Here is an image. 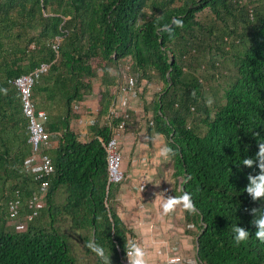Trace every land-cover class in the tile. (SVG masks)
<instances>
[{"label": "trees", "instance_id": "trees-1", "mask_svg": "<svg viewBox=\"0 0 264 264\" xmlns=\"http://www.w3.org/2000/svg\"><path fill=\"white\" fill-rule=\"evenodd\" d=\"M205 8L212 15L202 20ZM232 50L236 76L211 104L198 66L214 75L223 67L217 57ZM123 59L138 80L163 82L152 104L143 96L146 113L153 111L147 128L172 149L176 190L192 193L186 219L200 230V264H264L251 223L261 200L244 190L259 169L238 165L258 151L256 134L264 139V0H0V264H78L72 228L81 230L88 253L101 245L108 264L121 261L131 231L116 211L119 185L109 182L106 159L120 119L95 121L87 141L71 122L109 115L118 83L111 67ZM41 62L50 68L36 79L33 98L59 145L48 150L55 171L46 205L19 230L7 224L8 202L18 191L19 214L30 213L39 181L26 169L29 121L13 80ZM96 88L98 106L78 104ZM132 115L128 126L140 123ZM233 223L252 230L247 241L234 243ZM97 256L95 264H105Z\"/></svg>", "mask_w": 264, "mask_h": 264}, {"label": "crops", "instance_id": "crops-1", "mask_svg": "<svg viewBox=\"0 0 264 264\" xmlns=\"http://www.w3.org/2000/svg\"><path fill=\"white\" fill-rule=\"evenodd\" d=\"M133 98L122 95L115 101L117 105L130 106L140 122L128 126L121 134V143L128 157L125 162L123 160L127 178L116 191V211L129 227L132 241L144 247L147 264H200L197 233L188 227L187 209L183 203L175 205L173 213H166L161 206L164 196L159 192L181 196L172 177V158L163 154L165 137L148 131L152 110L146 113L145 107ZM91 102L88 98L90 107L94 105ZM100 118L106 120L108 114ZM97 120L99 116L96 114L86 113L73 119L71 126L83 141H87L91 138L90 125ZM157 193L160 199H155Z\"/></svg>", "mask_w": 264, "mask_h": 264}, {"label": "built area", "instance_id": "built-area-1", "mask_svg": "<svg viewBox=\"0 0 264 264\" xmlns=\"http://www.w3.org/2000/svg\"><path fill=\"white\" fill-rule=\"evenodd\" d=\"M57 47V45H55ZM50 68V63L41 62L32 71L22 73L13 80L14 84L21 91L22 105L25 115L28 117V127L30 131L29 140L32 143L30 157L26 163V169L33 175L34 179L39 181V190L29 198L27 204L31 209L28 218H35L39 212L40 206L45 201L46 194L50 187V175L55 171L53 158L49 154L50 148L59 145L58 134L53 133L45 126L47 111L39 108L33 98V86L36 79L46 73ZM124 92L131 90L129 85L123 87ZM126 93V92H125ZM117 98H115V101ZM130 116L128 109L119 108L116 103L111 107L109 118H119L120 122L115 128V133L108 139L106 144L107 173L110 183L120 185L126 179V170L124 168V156L121 143V134L126 129L127 120ZM153 123V120L150 121ZM20 192L9 200V214L11 217H17L22 205ZM173 213V211H170ZM188 227L200 231L195 223H188ZM131 234H129L130 236ZM118 264H129L127 249L122 253L121 261Z\"/></svg>", "mask_w": 264, "mask_h": 264}, {"label": "rangeland", "instance_id": "rangeland-1", "mask_svg": "<svg viewBox=\"0 0 264 264\" xmlns=\"http://www.w3.org/2000/svg\"><path fill=\"white\" fill-rule=\"evenodd\" d=\"M212 13L210 12L209 8H205L203 11L199 13V17L202 20H206L205 18H210ZM203 37V36H202ZM205 43H208L209 41L207 38L203 37ZM229 46V45H228ZM186 58L184 60L186 61V65L188 66V62L192 59V56L190 54H186ZM235 53L234 51H230L228 54H220L217 58H220L223 62V67H221V71L216 72L214 75H211L210 72L206 70L204 67L198 66L197 73L202 76L204 80V85L207 88V98L208 101L212 104L215 101L220 100L223 93V86H226L229 84L231 80L234 79L236 76V65H235ZM132 62L130 59H123L119 61L117 64H113L111 67L112 73L118 77V83L113 86L114 91L116 92V96H122V95H130L131 97H134L133 99H137L139 102V105L142 107L144 106V99L150 100V104H152L155 99L157 98L158 94L162 91L163 88V82L160 81L158 78L154 77L151 80H138L137 75L132 71ZM204 64V63H203ZM125 85H129L131 87V90H127L124 92L123 87ZM91 98V103L94 104L92 107L98 106V88L95 89V91L87 97ZM38 99V98H37ZM87 99H85L83 102L78 101V104H81L82 107H89L87 104ZM39 102V99H38ZM117 105V104H116ZM119 108L128 109L130 112L129 120H127L126 127L128 126V121H132V108L130 106H121L119 105ZM93 113V112H92ZM151 117H153V111L150 112ZM102 119V118H99ZM117 119V118H113ZM132 126V125H131ZM123 148V156H124V162L126 161V156L124 152V146ZM173 163V159H172ZM126 170V167H125ZM127 172V171H126ZM127 178V173H126ZM126 180V179H125ZM124 180V181H125ZM121 184L119 185L120 190ZM43 206L46 205L45 201L42 204ZM42 206V207H43ZM29 212L22 210L21 213L17 217H7V224L9 226H13L19 230H25L28 227L29 218H28ZM61 223L64 228H70V219L67 218H61ZM71 234L73 235V239L75 242V251L78 257V264H95L97 260V254L91 252L88 253L85 249L84 243L81 239V230L77 229H71ZM198 233V230L196 231Z\"/></svg>", "mask_w": 264, "mask_h": 264}, {"label": "clouds", "instance_id": "clouds-1", "mask_svg": "<svg viewBox=\"0 0 264 264\" xmlns=\"http://www.w3.org/2000/svg\"><path fill=\"white\" fill-rule=\"evenodd\" d=\"M127 128V127H126ZM259 137L258 140V151L254 156H244L238 165H246L248 167H253L254 165L259 169L256 174L249 173L248 180L249 183L244 189L254 201L261 200L260 207H253L251 212L254 213V218L251 223L255 226V237L264 243V139L261 138L260 134H256ZM172 152V149L166 148L163 150V154L167 156ZM162 193L164 199L162 200L161 206L164 211L170 212L173 210L174 206L183 203V206L188 210L194 209V204L192 201V193L184 192L181 196H171ZM156 194L155 199H160V196ZM232 240L235 244L239 245L249 239L252 230L242 226L240 223H233L231 227ZM93 250L100 255L104 260L105 264H108V257L105 255V250L101 245H95ZM127 257L129 264H147V253L141 244L130 241L127 247Z\"/></svg>", "mask_w": 264, "mask_h": 264}]
</instances>
